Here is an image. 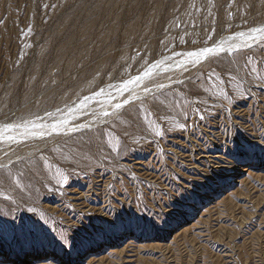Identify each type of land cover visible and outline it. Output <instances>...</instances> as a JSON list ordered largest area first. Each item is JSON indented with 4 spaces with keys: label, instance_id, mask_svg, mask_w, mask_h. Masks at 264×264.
Segmentation results:
<instances>
[{
    "label": "rangeland",
    "instance_id": "rangeland-1",
    "mask_svg": "<svg viewBox=\"0 0 264 264\" xmlns=\"http://www.w3.org/2000/svg\"><path fill=\"white\" fill-rule=\"evenodd\" d=\"M0 166L24 264H264V0H0Z\"/></svg>",
    "mask_w": 264,
    "mask_h": 264
},
{
    "label": "snow or ice",
    "instance_id": "snow-or-ice-1",
    "mask_svg": "<svg viewBox=\"0 0 264 264\" xmlns=\"http://www.w3.org/2000/svg\"><path fill=\"white\" fill-rule=\"evenodd\" d=\"M261 30L262 29H256L255 31H261ZM248 47H252V45H249ZM215 51L223 52L224 49L223 48H220V49L204 48L199 53L196 51H193V52H189L188 55L195 57L198 55H206L208 53H212ZM174 55H177V54H174ZM179 55H183V53H181ZM177 67H182V66L178 64ZM151 75H152V73L146 69L143 73L136 75L135 77H133L129 81H126L124 84V87L119 89L120 96L118 98H114V101L117 99L119 100V102H114V104H113L114 109L115 110H121L125 106L129 105L130 103H135L136 100H141V99L147 100L148 95L150 93H152L154 89L164 90L166 87H170V85H165L164 83H157L151 79H148V80L145 79L147 77H150ZM132 83H140L142 85V89H143V93H144L143 97L126 98L125 94L126 93L130 94V90L127 88V85L132 84ZM228 83H229V80H225V86L226 87L228 86ZM102 92H103V90H101V94H102ZM84 99L87 100L88 97H85ZM57 111H60V110L57 109ZM103 115H104V117H108L109 115H111V113L106 111L103 113ZM200 118L203 119V116L201 115ZM39 119H42V118H39ZM5 127H9V125L5 124ZM184 127H186V124L184 125ZM87 128H89V125H87V124H73L71 127H69L67 129V133H64V134L70 135V134H73V133L80 131L81 129H87ZM53 134H55V135L62 134V129H60L56 123L52 124L51 132L48 133V135H53ZM41 136H44V133H41ZM9 139H12V138H9ZM16 163L17 162H12V166L14 167ZM0 167H2V166H0ZM3 198L6 201L14 202V201H12L11 196L5 195ZM0 215H5V214L0 213ZM7 223H10L13 227H16L15 218H13L11 221H8ZM62 243L71 244V238H69L67 241L62 240ZM43 259L45 261V264H47L48 258L45 257Z\"/></svg>",
    "mask_w": 264,
    "mask_h": 264
},
{
    "label": "bare ground",
    "instance_id": "bare-ground-1",
    "mask_svg": "<svg viewBox=\"0 0 264 264\" xmlns=\"http://www.w3.org/2000/svg\"><path fill=\"white\" fill-rule=\"evenodd\" d=\"M113 107V106H112ZM114 110V109H113ZM110 112V111H109ZM199 143V142H198ZM218 144V143H217ZM202 145V144H201ZM200 146V145H199ZM210 148V147H209ZM191 150V149H190ZM196 152V151H195ZM192 158V157H191ZM217 158V157H216ZM246 165H243V166H240L239 165V167L236 165L235 167H237V169H236V173H238V174H235V173H232L231 175L232 176H234V175H237V176H241V174H242V172H245V171H247V170H249V169H252L253 167H261L262 166V164L261 163H259V161H253V162H247V163H245ZM235 171V170H234ZM230 177L229 178V180L228 181H226L225 183V185H222L223 187H221V188H225L226 187V185H228V184H231L232 182H231V179L233 178V177ZM235 177V176H234ZM237 181V180H236ZM239 181V180H238ZM218 191V190H217ZM223 190H220V192H222ZM72 193V192H71ZM169 195V194H168ZM77 196V195H76ZM205 199H211V195L209 194V195H207V197L205 198ZM94 200V199H93ZM79 203H81V202H79ZM94 203V202H93ZM88 207V206H87ZM83 210V209H82ZM90 210V209H89ZM88 210V211H89ZM105 212V211H104ZM92 213V212H91ZM104 214V213H103ZM183 229H185V228H183ZM127 234V233H126ZM128 234L131 236V237H135V238H133V239H139V238H141L143 235H141V234H131V233H129L128 232ZM126 237V235L125 234H121V235H119V237H117L115 240H112L111 242H109V244H112V243H116V242H118V240H121V239H124ZM95 250H96V248H94ZM40 252V253H39ZM39 252H37V253H39V254H33V253H31L32 255L31 256H27V257H21L20 256V258L19 257H11L10 255H8V254H6V253H4L3 251H1L0 250V262H3V261H8V263H10V264H24V262H27V261H33L32 260V256H35L34 258H41L42 256H45V255H49V256H53L54 255V252H52V251H45V250H41V251H39ZM56 256V255H55ZM54 257V256H53ZM23 258V259H22ZM22 259V260H21ZM55 259H57V260H62V258H61V256H59V257H57L56 256V258ZM67 261V260H66ZM66 261H64V262H62V264H66Z\"/></svg>",
    "mask_w": 264,
    "mask_h": 264
}]
</instances>
